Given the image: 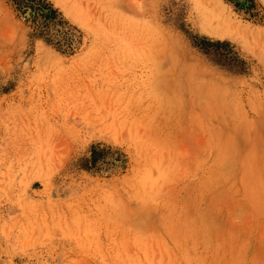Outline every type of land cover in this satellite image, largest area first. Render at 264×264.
Here are the masks:
<instances>
[{"label": "rangeland", "instance_id": "rangeland-1", "mask_svg": "<svg viewBox=\"0 0 264 264\" xmlns=\"http://www.w3.org/2000/svg\"><path fill=\"white\" fill-rule=\"evenodd\" d=\"M19 1L0 264H264V0H45V23Z\"/></svg>", "mask_w": 264, "mask_h": 264}, {"label": "bare ground", "instance_id": "bare-ground-1", "mask_svg": "<svg viewBox=\"0 0 264 264\" xmlns=\"http://www.w3.org/2000/svg\"><path fill=\"white\" fill-rule=\"evenodd\" d=\"M204 8L205 9L207 8V10H206V12L202 11L203 13L201 14V21H200L201 25L204 29H207V30H209L213 33H217V34H222L225 32L228 33L230 30L234 29V25H233L232 21L229 18H227L225 15L221 14V12H215V14H213V12H212L213 9H209L208 7H204ZM221 8L224 9V7H221ZM220 10L222 11V9H220ZM222 13H224V11H222ZM237 30L238 29H236V31ZM239 31L241 32L240 28H239ZM234 32H235V30H234ZM244 35H245V32H244Z\"/></svg>", "mask_w": 264, "mask_h": 264}, {"label": "trees", "instance_id": "trees-1", "mask_svg": "<svg viewBox=\"0 0 264 264\" xmlns=\"http://www.w3.org/2000/svg\"><path fill=\"white\" fill-rule=\"evenodd\" d=\"M18 4L19 10L29 15L34 21H37L40 16L44 19L43 23H45L49 18H53L55 14V10L45 0H23L19 1Z\"/></svg>", "mask_w": 264, "mask_h": 264}]
</instances>
